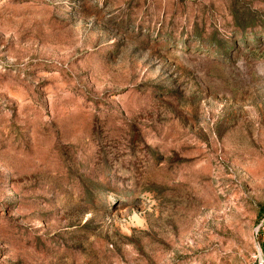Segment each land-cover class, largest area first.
<instances>
[{
    "label": "rangeland",
    "instance_id": "1",
    "mask_svg": "<svg viewBox=\"0 0 264 264\" xmlns=\"http://www.w3.org/2000/svg\"><path fill=\"white\" fill-rule=\"evenodd\" d=\"M0 264H264V0H0Z\"/></svg>",
    "mask_w": 264,
    "mask_h": 264
}]
</instances>
